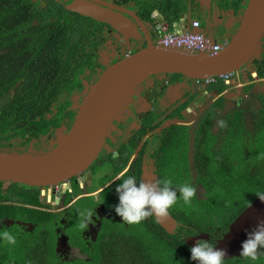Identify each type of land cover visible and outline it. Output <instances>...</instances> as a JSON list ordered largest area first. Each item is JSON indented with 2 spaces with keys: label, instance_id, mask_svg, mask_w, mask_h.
<instances>
[{
  "label": "trees",
  "instance_id": "16d2710c",
  "mask_svg": "<svg viewBox=\"0 0 264 264\" xmlns=\"http://www.w3.org/2000/svg\"><path fill=\"white\" fill-rule=\"evenodd\" d=\"M138 2L148 20L153 19L155 10L168 21L180 19L187 11L183 7L186 0ZM242 2L227 0V7L242 8ZM154 20L157 24L158 19ZM103 25L92 17L68 10L59 0H0V149L28 150L29 147L19 146L29 144L32 139L50 137L59 131L66 117L74 120L76 112L69 110L72 103L69 99L61 102L55 116L49 118L47 114L52 112L53 103L62 91H73L82 84V74L88 72L89 77L97 64L102 65L98 51L108 38ZM246 74L247 80L264 77V67ZM236 83V77L220 80L209 89L221 94ZM252 87L243 89L251 91ZM261 99L264 101V94ZM225 118L233 125L229 136L235 148L227 150L229 156L220 158L218 163L211 154L215 142L209 138L211 145H205L204 126L195 133L197 154L191 160L188 126L172 124L165 129L164 136L154 135L155 141L169 143L167 154L161 144L154 149L161 182L171 180L174 187L191 184L197 193L192 204L186 205L178 192V203L169 211L180 221L175 233L160 224L163 233L158 232L151 223L153 216L138 225H127L115 213L116 186L121 181L113 176L125 165L115 169L111 176L101 177L100 184L107 187L98 195L83 197L61 212L26 206L42 205L43 188L0 180V264H196L190 259V248L185 237L183 242V236L193 234L194 229L215 228L219 222L222 230H227L231 221L258 198L255 193H264V107L251 122L245 120L241 109L226 114ZM154 121L149 120V127H153ZM71 125L72 122L67 125L68 129ZM253 126L255 136L250 139ZM238 135L242 140L237 139ZM180 141L182 145L177 144ZM257 144L261 154L256 151ZM130 152H124L125 164ZM171 155L177 162L168 159ZM130 175L131 171L126 172L122 178ZM107 179L110 180L105 182ZM68 196L69 192L60 206ZM85 210L90 212L91 223L82 231L79 223ZM91 224L99 227L94 237L88 234ZM6 233L15 238L14 244L7 242ZM66 247L67 250L77 247L81 257L70 258L62 252ZM236 259L229 263L225 260L224 264H264V250L257 261Z\"/></svg>",
  "mask_w": 264,
  "mask_h": 264
},
{
  "label": "flooded vegetation",
  "instance_id": "af4514ba",
  "mask_svg": "<svg viewBox=\"0 0 264 264\" xmlns=\"http://www.w3.org/2000/svg\"><path fill=\"white\" fill-rule=\"evenodd\" d=\"M59 1L65 7L71 2V0L68 1L59 0ZM105 1L111 2L114 6L120 8L121 7L126 8L128 10V13H130V11L135 12L139 16L138 19L140 21H138L137 19L135 20L133 18L132 20L134 21L136 27L138 28V32L140 34L142 33V36L140 35L139 39L136 40L131 39L130 41H128L126 37H123V35L120 34V32L112 28L110 25L99 21L100 23H104L103 32L108 36L107 41L104 43V46L98 51L100 61L103 66L97 64L94 67L95 71H92L89 77L88 76L86 77V74H88V72L82 74L80 76V78L82 79V84L80 86H77L75 89H73V91L71 92L62 91L60 93L58 101L53 103L52 112H49L47 114L49 118L55 116L59 112L61 102H63L66 99L72 101V103L68 107L69 110L76 112L77 114V112L79 111V106L86 94V91L90 88L92 84H94L99 79L100 75L113 63L141 49L140 46L146 45L148 38H151L154 41L156 39L154 32V27L156 24L154 19L157 18L158 21L165 19L164 16L158 10H155L153 12L152 14L153 19L148 20L144 18L141 11V5H138V0H105ZM186 1L188 5H190L189 11L187 9V12H191L190 19L198 15H200V17H203L204 19L203 21L202 20L201 21L203 22L205 27L211 25V29H213L212 31L217 30L218 33H220L221 38H217V39H219L221 43H225L229 41L228 39H230L231 36L235 33L236 31L235 21L237 19L233 14L234 13L236 14L240 9L243 10L248 2V0H243L241 6L242 8L240 7L228 8L227 0H186ZM132 6H135L136 8ZM155 15H158V17H156ZM144 30H146V32ZM110 42H113L115 44V52H114V56L109 59L108 57H105L103 55V50L108 48ZM262 67H264V43H263V50L260 56H258L250 64H247L244 67V70L242 69L239 73L237 83L241 81H245L246 83L243 86H239L237 89L233 88L232 89L233 93L228 91L227 93L225 92L224 94H220L217 92H213L211 89H209V86L218 83L222 79H218L213 83H209L207 82V79L204 78H191L182 75L183 77L194 80V87L196 89H194L193 91V88L190 86L188 82L180 81L179 78L176 79L174 76H172V74L169 73L148 77V79H146L141 84L140 88L133 96L132 101L130 102V104H128V107L123 113V115L120 116L118 118V121L115 122L116 126L113 127L115 130L107 138V141L105 143L103 150L101 151V155L99 156V158L96 159L87 169H85L79 175H75L70 179H66L64 181H61L53 185L37 186L40 187L41 190L43 188L44 194L42 193L41 195V203H42L41 206L43 207L33 204H26V206L31 208L37 207L36 209L45 210L46 212H61L70 209L75 203H77L79 199L83 197L90 195L93 196L98 195L101 192V190H103L107 186H105V184H100V179L102 176L101 173L98 174V178L92 179V176L93 174L95 175L94 168L99 169L102 166L101 163L103 162H106L111 166L112 168V171H110L111 173L113 172L115 173L116 172L115 169H118L120 165H125L123 168L119 170L117 174L113 176L114 180H118L115 178L116 176H124V173L131 171L132 175L130 176L135 177L137 180L140 179V181H143V176L145 175V173L153 171V173L157 175V181L161 182L158 158L155 156L156 151L154 150L159 142L155 141L154 135L157 133L159 134L161 133L164 136L165 129L171 126L172 124L188 126L190 133V140L192 141L191 143L192 148H190L189 145L190 150L188 152V157L190 160L195 158L197 154L194 146L196 142L195 133L201 126H204L205 129L207 127V129H209L210 131L217 130V132H219L218 135L214 136L218 141L216 143L217 145L215 146L217 151H220L221 148H223L224 146L222 145L223 142H226L229 146H231V149H234L235 148L234 140L232 139L231 136H229V130L233 128V125H230V122L225 118L226 114L230 112L233 113V111L241 109L242 112L244 113L245 120L249 122L253 120V117L256 116V114H259L260 109L264 107V101L261 99V96L264 94V89H260L261 85L264 87V77L257 76L254 80H249V79L247 80L246 73L251 71L253 72L254 70H260ZM245 70L246 71L249 70V71L245 73L244 72ZM236 76L237 75L235 74L231 78H234ZM231 78H229L228 80H231ZM237 83L233 86H236ZM252 85L253 87L251 91H245L243 89V87L252 86ZM82 94L83 97H81ZM79 97H80V101H77ZM218 102H220V104ZM57 105L59 106L58 108H56ZM223 105H225V108ZM217 106H219L220 108ZM155 113L160 114L159 118H161V116L162 118L159 120L155 119L153 127L151 128V126L149 127L147 123L150 120L149 116ZM181 114L184 115L185 117H180L179 115ZM74 120H70L68 117H66L61 123L62 125L61 128L64 127L65 125H69L71 122L73 124ZM160 122L161 124H159ZM246 127L248 128L247 125ZM235 129L237 128H234V130ZM56 132H53L50 137H46L42 139H32L29 141V144H23L22 146L19 147H25V148L37 147L39 149H42L44 147L48 148L52 145V141L56 140L57 137ZM249 135H250V139H252L253 136H255L254 126L252 128L251 134L249 133ZM22 139L25 140L24 138ZM229 140L231 141L229 142ZM132 141L136 142L134 145V149L133 147H131L130 144ZM154 142H157V144L153 145ZM126 144H129L130 146ZM127 147L129 149L131 148L130 149L131 152L129 159L127 160V164H125L124 152H129V149L128 150L126 149ZM145 148L146 150H144ZM221 152L222 151L217 153L216 156L219 159L225 158V156L220 155ZM141 153L143 155H142V159L140 160ZM137 167L140 168V171L134 170ZM146 167L150 168L151 171H149L148 168H147L148 170H145ZM89 180L91 181V185L86 186L85 189L82 188V185ZM68 192H69V196L67 197L66 202L62 206H60L62 201L65 199L64 196ZM256 199H254L253 201H255ZM248 206H246L245 209ZM153 217L154 219H151V223L154 226H157V231L162 234L163 230H161L159 226V224L161 225V223L158 221L157 217L155 216ZM237 217L238 216H236V218ZM236 218H234L231 221V223ZM176 220L178 221V226L174 229L173 231L174 233L179 228V222H180L177 218ZM91 226L94 227L96 225L91 224ZM228 231L229 228H227V230H222V226L220 224L217 225L215 228L209 226L208 230L204 228L196 229V230L194 229L193 234L185 236V242L189 248L192 247V245H189V240L193 239L194 237L198 238L197 242L199 240H209L210 243L216 244L220 239L224 237V235ZM187 248L185 250H188ZM73 249L78 250L79 255L72 256L71 251ZM62 252H65L66 255L69 256L70 258L81 257L80 250L77 247H71L68 250L66 247L63 248ZM236 258L240 259L243 257H241V255H238L236 257L228 258L225 260L226 263H229L231 262V260L235 261Z\"/></svg>",
  "mask_w": 264,
  "mask_h": 264
},
{
  "label": "water",
  "instance_id": "95a60500",
  "mask_svg": "<svg viewBox=\"0 0 264 264\" xmlns=\"http://www.w3.org/2000/svg\"><path fill=\"white\" fill-rule=\"evenodd\" d=\"M66 8L107 23L128 41L142 36L132 20L140 21L139 16L111 2L71 0ZM188 13L184 22L190 19ZM235 18L240 20L238 29L215 55L164 48L148 38L143 48L110 65L90 86L70 130L56 141L55 146L46 150L32 147L24 151L0 149V180L49 186L81 174L98 158L118 115L150 76L169 73L206 78L242 70L263 50L264 0H248ZM147 168L145 170L151 171ZM143 181H157V175L153 171L146 172ZM158 221L168 232L178 226L170 212ZM261 221H264V201L258 197L231 223L229 231L215 247L225 250V259L240 255L242 242ZM197 240L196 237L190 239L189 245L194 246Z\"/></svg>",
  "mask_w": 264,
  "mask_h": 264
},
{
  "label": "clouds",
  "instance_id": "9594fccd",
  "mask_svg": "<svg viewBox=\"0 0 264 264\" xmlns=\"http://www.w3.org/2000/svg\"><path fill=\"white\" fill-rule=\"evenodd\" d=\"M234 15L236 14L234 13ZM199 20L201 21V19ZM201 23V29L207 32L202 21ZM157 24L168 25L167 22L161 20ZM209 36L221 43L219 39L212 37L210 34ZM230 39L228 40L230 41ZM229 41L222 44L226 46ZM240 71L231 72H234V75L236 74L239 77ZM115 178L120 180L121 183L116 186L118 203L114 205V211L122 222L127 225H138L150 216L158 218L168 216L170 209L178 203V192L179 199H182L186 205L192 204L197 196L196 189L191 184L174 187L171 180H164L163 182L138 181L133 176H129L126 179L122 178V176H116ZM255 194L264 201V193L257 192ZM89 223H91L90 212L85 210L81 213L80 229L82 231L85 230ZM185 236H183V242ZM5 239L9 244L15 243V238L7 233L5 234ZM215 245L210 243L209 240H199L190 248V259L195 261L196 264H224L225 250L218 249ZM262 250H264V221H261L255 229L248 233L247 239L242 242L240 255L246 260L257 261Z\"/></svg>",
  "mask_w": 264,
  "mask_h": 264
},
{
  "label": "rangeland",
  "instance_id": "374dc122",
  "mask_svg": "<svg viewBox=\"0 0 264 264\" xmlns=\"http://www.w3.org/2000/svg\"><path fill=\"white\" fill-rule=\"evenodd\" d=\"M138 5H141L140 4V2H138ZM132 7H134V8H136L135 6H132ZM183 7L185 8L186 7V9H188V11H189V7H190V5H188V3H187V1H186V4H183ZM188 12H186V13H184V14H187ZM189 14V16H191V12H189L188 13ZM231 14H233V13H231ZM230 14V15H231ZM234 15V14H233ZM156 17H158V15H155ZM239 24H240V20H236L235 21V26H236V30L238 29V27H239ZM205 30L212 36V37H214V38H221V35H220V33H218V31L217 30H215V31H212L213 29H211V25H208L207 27H205ZM154 42H155V44H158V41L155 39L154 40ZM145 45H143V46H140V48H142V47H144ZM135 51V50H134ZM133 51V52H134ZM114 52H115V44L113 43V42H110L109 43V45H108V48H106V49H104L103 50V55L105 56V57H108L109 59L110 58H112L113 56H114ZM243 70H244V68H243ZM249 71V70H248ZM248 71H244L245 73L246 72H248ZM172 76H174L176 79L177 78H179V80L180 81H186V82H188L189 84H190V86L193 88V91H194V89H196L195 87H194V80H191V79H189V78H186V77H183L182 75H177V74H172ZM236 78H237V80H238V77L236 76ZM171 80H172V77H171ZM246 82L245 81H241V82H238L237 83V85H239V86H243L244 84H245ZM260 89H264V87L261 85V87H260ZM81 97H83V94L81 95ZM77 101H80V97L78 98V100ZM76 101V102H77ZM127 107L128 106H126V108H123V111L118 115V117L117 118H119L120 116H122L123 115V113L125 112V110L127 109ZM159 116H160V114H151L150 116H149V118L150 119H152V120H155V119H161L162 118V116H161V118H159ZM118 119H116V121H117ZM230 124H232V123H230ZM115 126H116V124H115ZM157 129H159V128H157ZM211 129V128H210ZM69 129H68V126L67 125H65L64 127H62L56 134V140H53L52 141V145L50 146V147H52V146H55L56 144H57V140L59 141V139L64 135V134H66L67 133V131H68ZM115 129L114 128H112L111 129V131L109 132V134H111L113 131H114ZM219 134V132H217V130L216 131H210L209 129H207V127H206V129H205V132H204V135L206 136L204 139L205 140H207L205 143V145L206 146H208V144H210L211 145V143H210V140L211 141H214L215 142V145H217L216 143L218 142L217 141V139L214 137V136H216V135H218ZM209 138H210V140H209ZM167 139V138H166ZM237 139H241V137L238 135L237 136ZM136 140V139H135ZM242 140V139H241ZM137 141V140H136ZM183 141V140H182ZM182 141H180V142H178L177 144L178 145H182ZM231 140H229V142H230ZM135 141H132L130 144H131V147H133V149H134V145H135ZM171 143V142H170ZM192 143V141L190 140V144ZM157 144V142H154L153 143V145H156ZM161 144V148L163 149V151H165V153L167 154V152H169V148H168V145H169V143H168V145L166 144V142L165 141H163L162 140V143H158L157 145H160ZM126 145H128V146H130L129 144H126ZM222 145H224L223 146V148H221V150L220 151H222L221 152V154L220 155H222V156H225V158L227 157V156H229V154H227V153H225V152H227V150H229L230 148H231V146H229L226 142H223L222 143ZM257 147V152L259 153V151H260V154H261V150L262 149H260V146L257 144L256 145ZM50 147H48V148H42L41 150H46V149H49ZM32 148H37V147H32ZM127 150L129 149L128 147L126 148ZM131 149V148H130ZM129 149V150H130ZM158 149L160 150V147H158ZM220 151H217L216 150V148H214V149H211V154L212 155H215V156H217V153H219ZM225 151V152H224ZM168 156V155H167ZM257 156V155H256ZM262 157V156H261ZM168 159H172L173 160V162H177V160H176V158H173L172 157V155L171 156H169L168 157ZM214 159H216V160H214L216 163H218L219 162V158L218 157H214ZM262 159H263V157H262ZM250 160H252V159H250ZM97 165V164H96ZM101 167L99 168V169H95L94 168V173H95V175L93 174V176H92V179H94V178H98V174H102V176H108V175H112V173L110 172V171H112V168H111V166L108 164V163H106V162H103V163H101ZM120 167H121V165H120ZM97 173V174H96ZM101 176V177H102ZM110 179H107L105 182H108ZM91 185V181L89 180V181H87V182H85L83 185H82V188H86V186H90ZM202 191H204V189H202ZM200 194V196H203V193H199ZM218 224H220L221 225V222H219ZM98 229H99V227H98V225H96V226H94V227H92L91 226V228H90V230L88 231V234L89 235H92L93 237L96 235V233H97V231H98ZM71 255L72 256H77V255H79V253H78V250H76V249H73L72 251H71Z\"/></svg>",
  "mask_w": 264,
  "mask_h": 264
},
{
  "label": "built area",
  "instance_id": "2783aa9c",
  "mask_svg": "<svg viewBox=\"0 0 264 264\" xmlns=\"http://www.w3.org/2000/svg\"><path fill=\"white\" fill-rule=\"evenodd\" d=\"M202 28L199 19L192 20L190 27L182 31H173L166 24H157L154 28L155 38L158 46L189 53H204L209 55L218 54L224 47L222 43L211 38ZM234 76V72L212 75L207 78V82L213 83L218 79H229Z\"/></svg>",
  "mask_w": 264,
  "mask_h": 264
},
{
  "label": "crops",
  "instance_id": "0c3cea01",
  "mask_svg": "<svg viewBox=\"0 0 264 264\" xmlns=\"http://www.w3.org/2000/svg\"><path fill=\"white\" fill-rule=\"evenodd\" d=\"M184 12H187V11H184ZM185 15H182V17L180 19H178V20H173V21H168L166 19H163V20L168 23L170 30H173V31H176V30H179V31L186 30V29L189 28V26H190V24L192 22V19L197 18V17H192V19H185L186 21L184 22V18H186ZM163 20H161V21H163ZM236 86L226 87V89L221 94H224L225 92L227 93L228 91H230L231 93H233L232 89L233 88H236L237 89L239 87V85L237 87ZM213 92H215V91H213ZM223 106L225 108V105H223Z\"/></svg>",
  "mask_w": 264,
  "mask_h": 264
},
{
  "label": "bare ground",
  "instance_id": "6f19581e",
  "mask_svg": "<svg viewBox=\"0 0 264 264\" xmlns=\"http://www.w3.org/2000/svg\"><path fill=\"white\" fill-rule=\"evenodd\" d=\"M100 155H101V153L99 154V156H100ZM99 156H98V158H99ZM98 158H97V159H98Z\"/></svg>",
  "mask_w": 264,
  "mask_h": 264
}]
</instances>
